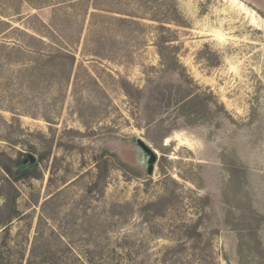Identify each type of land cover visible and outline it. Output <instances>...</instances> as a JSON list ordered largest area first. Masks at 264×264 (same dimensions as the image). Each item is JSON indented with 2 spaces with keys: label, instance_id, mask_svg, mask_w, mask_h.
I'll return each instance as SVG.
<instances>
[{
  "label": "rangeland",
  "instance_id": "obj_1",
  "mask_svg": "<svg viewBox=\"0 0 264 264\" xmlns=\"http://www.w3.org/2000/svg\"><path fill=\"white\" fill-rule=\"evenodd\" d=\"M0 264H264V0H0Z\"/></svg>",
  "mask_w": 264,
  "mask_h": 264
},
{
  "label": "water",
  "instance_id": "obj_2",
  "mask_svg": "<svg viewBox=\"0 0 264 264\" xmlns=\"http://www.w3.org/2000/svg\"><path fill=\"white\" fill-rule=\"evenodd\" d=\"M140 145L142 146V148L145 150V152H147L148 154L151 155V163H154L156 161V156L153 154V151L147 146L145 145L143 142H140ZM153 167H150V171H152Z\"/></svg>",
  "mask_w": 264,
  "mask_h": 264
}]
</instances>
